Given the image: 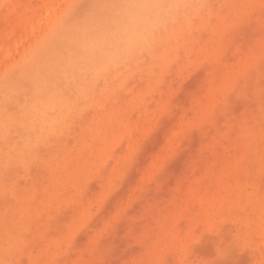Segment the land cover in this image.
Here are the masks:
<instances>
[{
	"label": "rangeland",
	"instance_id": "rangeland-1",
	"mask_svg": "<svg viewBox=\"0 0 264 264\" xmlns=\"http://www.w3.org/2000/svg\"><path fill=\"white\" fill-rule=\"evenodd\" d=\"M257 263L264 0H0V264Z\"/></svg>",
	"mask_w": 264,
	"mask_h": 264
},
{
	"label": "bare ground",
	"instance_id": "bare-ground-1",
	"mask_svg": "<svg viewBox=\"0 0 264 264\" xmlns=\"http://www.w3.org/2000/svg\"><path fill=\"white\" fill-rule=\"evenodd\" d=\"M177 2H178V0H168V5L175 6L177 4ZM156 8H157L156 2L152 1V3L147 4L141 10H128L127 13H128V16H130V17H129V21L123 26L124 29L119 28L117 30L118 32L115 34V36L109 37V35H107L104 39V45L102 47V51L105 52L107 50H113L116 47V45H115L116 40L120 36H122L123 34H126L128 37L132 38L135 33L141 32L143 30V27H144L143 26L141 28V26H142L141 25V19L143 17L141 15L146 13L147 10H149V12L157 11ZM87 28L88 27H84V29L82 30V33L84 31H87ZM113 38H114V40H113V42H111V39H113ZM96 53H97V51L95 49H93L90 51L88 56L94 57L96 55ZM77 58H78L77 56H74L72 59L76 60Z\"/></svg>",
	"mask_w": 264,
	"mask_h": 264
}]
</instances>
